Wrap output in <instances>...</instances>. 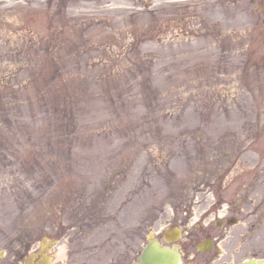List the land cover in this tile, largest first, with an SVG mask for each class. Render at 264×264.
<instances>
[{"label": "rangeland", "instance_id": "1", "mask_svg": "<svg viewBox=\"0 0 264 264\" xmlns=\"http://www.w3.org/2000/svg\"><path fill=\"white\" fill-rule=\"evenodd\" d=\"M229 215L214 264L264 256V0H0V264Z\"/></svg>", "mask_w": 264, "mask_h": 264}, {"label": "flooded vegetation", "instance_id": "2", "mask_svg": "<svg viewBox=\"0 0 264 264\" xmlns=\"http://www.w3.org/2000/svg\"><path fill=\"white\" fill-rule=\"evenodd\" d=\"M232 220H235V217L228 216L221 220H214V223H211L207 227L208 231L200 238L195 235L196 231L194 229L188 231L183 229L182 236L177 240L180 252L183 256V264H214L215 261H218L220 247L227 234V225H230L228 221ZM165 230L166 228L161 230L158 234V239L163 244L166 243L164 236ZM49 240L50 238H47V240L42 239V241L32 249L27 246L26 250L23 251V254L17 257V259L21 264H77L74 259L68 262L61 259L58 254L54 255V245L50 243ZM204 240H209L211 242V249L209 251H200L198 249V244ZM141 251V236L139 231V236L135 235L130 244L127 243L124 245L121 252L122 255L119 257L120 264H130L133 261H136L139 258ZM262 256H248L241 261L255 258L257 264H262L261 262L264 261V256Z\"/></svg>", "mask_w": 264, "mask_h": 264}, {"label": "water", "instance_id": "3", "mask_svg": "<svg viewBox=\"0 0 264 264\" xmlns=\"http://www.w3.org/2000/svg\"><path fill=\"white\" fill-rule=\"evenodd\" d=\"M180 254L169 247H161L154 239L143 250L140 261L133 264H179ZM243 264H254L245 262Z\"/></svg>", "mask_w": 264, "mask_h": 264}]
</instances>
